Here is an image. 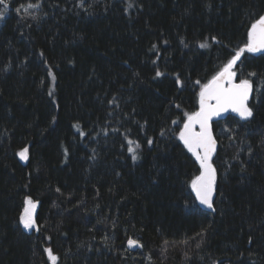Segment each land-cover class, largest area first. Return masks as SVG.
<instances>
[{
    "label": "trees",
    "instance_id": "trees-1",
    "mask_svg": "<svg viewBox=\"0 0 264 264\" xmlns=\"http://www.w3.org/2000/svg\"><path fill=\"white\" fill-rule=\"evenodd\" d=\"M0 12V264H51L49 248L57 264H264V55L234 68L254 86L253 117L213 125V212L179 139L264 0H5Z\"/></svg>",
    "mask_w": 264,
    "mask_h": 264
},
{
    "label": "snow or ice",
    "instance_id": "snow-or-ice-1",
    "mask_svg": "<svg viewBox=\"0 0 264 264\" xmlns=\"http://www.w3.org/2000/svg\"><path fill=\"white\" fill-rule=\"evenodd\" d=\"M4 2L5 0H0V4H4ZM39 7V4L29 3L24 10L28 11L29 9ZM129 7H132V5L129 4ZM3 19L4 13L0 12V20ZM248 37L246 47L237 51L217 75L208 84L203 86L200 91L199 111L188 116V122L184 124L183 130L180 131L179 135V139L183 141L184 145L195 156L201 169L200 175L192 180L191 187L199 203L213 210V196L216 192L217 174L216 168L212 164V157L216 151L217 142L212 135L210 121L214 116H219L222 112L228 111L236 113L245 121L253 117L252 108L248 106V101L253 91L252 81L251 79H240L237 82V74L234 68L245 51L249 53L264 51V15L260 16L251 25ZM212 39L215 40V37ZM199 46L200 48H207L209 45L207 42H204ZM156 75L161 76L163 74L157 71ZM249 75L254 77L256 73H250ZM53 79H55L54 76ZM75 127L78 131L80 130L79 124L75 125ZM147 143L150 146L153 142L152 140H148ZM128 144L132 160L136 161L138 159L136 149L140 145L138 142L131 140L128 141ZM133 144H135V147H132ZM26 153L27 149L19 153L22 160L27 159ZM38 203V201H34L31 197H27L24 201L25 207L23 214L19 218V222L26 230L31 231L36 227L35 210ZM128 244L130 247L137 246V241L130 239ZM45 251L48 253L52 264H57L58 257L52 253V250L49 248Z\"/></svg>",
    "mask_w": 264,
    "mask_h": 264
},
{
    "label": "water",
    "instance_id": "water-1",
    "mask_svg": "<svg viewBox=\"0 0 264 264\" xmlns=\"http://www.w3.org/2000/svg\"><path fill=\"white\" fill-rule=\"evenodd\" d=\"M256 54H258V55H264V51H260V52H255ZM253 94H254V87H253V91H252V93H251V96H250V98H249V101H248V106H249V102H250V100H251V98L253 97ZM234 116V117H236V118H238V119H241L236 113H234V112H232V111H228V112H222L219 116H214L213 118H212V120L210 121V126H211V131H212V135H213V137L215 138V140H216V142H217V145H216V151H215V153L213 154V157H212V161H213V159H214V157H215V155H216V152H217V150H218V147H219V143H218V141H217V138H216V136H215V133H214V128H213V125L215 124V123H217V122H220V121H223V120H225L227 117H229V116ZM242 120V119H241ZM198 130V129H197ZM183 142V141H182ZM214 201H215V194H214V196H213V207H214ZM199 202V201H198ZM200 204V203H199ZM200 206L205 210V211H207V212H213V209H209V208H207V206H205V205H201L200 204ZM133 247V246H132Z\"/></svg>",
    "mask_w": 264,
    "mask_h": 264
},
{
    "label": "bare ground",
    "instance_id": "bare-ground-1",
    "mask_svg": "<svg viewBox=\"0 0 264 264\" xmlns=\"http://www.w3.org/2000/svg\"><path fill=\"white\" fill-rule=\"evenodd\" d=\"M254 87V86H253ZM252 99V98H251ZM231 116V115H230ZM241 120V119H240ZM218 123V122H217ZM199 203V202H198ZM200 205V204H199ZM203 209V208H202ZM204 210V209H203ZM134 247V246H133ZM132 246H131V248H133Z\"/></svg>",
    "mask_w": 264,
    "mask_h": 264
},
{
    "label": "rangeland",
    "instance_id": "rangeland-1",
    "mask_svg": "<svg viewBox=\"0 0 264 264\" xmlns=\"http://www.w3.org/2000/svg\"><path fill=\"white\" fill-rule=\"evenodd\" d=\"M2 23V21L0 20V24ZM51 262V261H50ZM51 264H52V262H51Z\"/></svg>",
    "mask_w": 264,
    "mask_h": 264
}]
</instances>
